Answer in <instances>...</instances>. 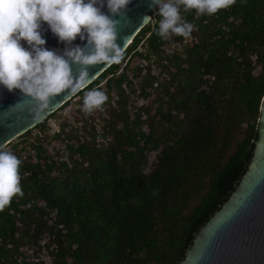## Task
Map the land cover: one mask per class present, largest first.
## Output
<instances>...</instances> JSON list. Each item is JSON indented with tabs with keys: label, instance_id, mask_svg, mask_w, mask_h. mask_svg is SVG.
Here are the masks:
<instances>
[{
	"label": "trees",
	"instance_id": "obj_1",
	"mask_svg": "<svg viewBox=\"0 0 264 264\" xmlns=\"http://www.w3.org/2000/svg\"><path fill=\"white\" fill-rule=\"evenodd\" d=\"M156 11L118 63L6 144L24 196L0 211V264H175L234 182L264 95V0L182 9L189 39L158 37ZM92 88L108 99L85 114Z\"/></svg>",
	"mask_w": 264,
	"mask_h": 264
},
{
	"label": "clouds",
	"instance_id": "obj_2",
	"mask_svg": "<svg viewBox=\"0 0 264 264\" xmlns=\"http://www.w3.org/2000/svg\"><path fill=\"white\" fill-rule=\"evenodd\" d=\"M131 0H0V85L19 89L35 101L33 112L42 114L51 99L65 89L73 95L90 83L88 68L98 63H118L122 49L115 17H125ZM236 0H152L158 6L156 35L167 40L170 35L189 39L195 25L182 15L195 10L197 16H212ZM105 4L109 13L102 9ZM151 16L142 18L151 22ZM47 23L66 47L62 53L46 47L41 28ZM80 37L84 46L73 45ZM26 41L28 47L22 44ZM132 41V40H131ZM79 65L78 74L73 65ZM108 97L98 88L83 96L82 111L91 114L102 109ZM6 145H0V211L13 197H23L20 165Z\"/></svg>",
	"mask_w": 264,
	"mask_h": 264
},
{
	"label": "water",
	"instance_id": "obj_3",
	"mask_svg": "<svg viewBox=\"0 0 264 264\" xmlns=\"http://www.w3.org/2000/svg\"><path fill=\"white\" fill-rule=\"evenodd\" d=\"M156 5L152 0H131L125 17H115L118 25L117 43L122 52L147 23L145 16ZM109 10L105 4L102 9ZM46 47L62 53L65 43L42 24ZM28 47L26 41H22ZM78 36L72 46H84ZM112 63H98L88 68L90 82ZM79 65H73L78 74ZM74 95L70 89L56 94L48 109L37 115L35 101L22 95L19 89L7 90L0 85V145H6L45 119ZM175 264H264V95L253 141L234 179V182L198 227L181 257Z\"/></svg>",
	"mask_w": 264,
	"mask_h": 264
},
{
	"label": "rangeland",
	"instance_id": "obj_4",
	"mask_svg": "<svg viewBox=\"0 0 264 264\" xmlns=\"http://www.w3.org/2000/svg\"><path fill=\"white\" fill-rule=\"evenodd\" d=\"M156 10H158V6H155V8L150 12L151 13H154ZM67 112V109L65 111L62 112V114H65ZM53 125V128L56 129L58 128V126L56 124H51ZM53 150H62L64 148V143H61L60 141L58 140H55V146L52 147ZM38 245V244H37ZM41 245V248H38L36 250L37 254H39V256L44 259L45 261L49 259L48 257V252H47V248L45 246L42 245V243L40 244Z\"/></svg>",
	"mask_w": 264,
	"mask_h": 264
},
{
	"label": "built area",
	"instance_id": "obj_5",
	"mask_svg": "<svg viewBox=\"0 0 264 264\" xmlns=\"http://www.w3.org/2000/svg\"><path fill=\"white\" fill-rule=\"evenodd\" d=\"M156 12H157V11H155V12L153 13V15H154ZM151 17H152V14H151ZM53 124H55V123L53 122ZM51 127H52V132H54L55 130H58V128L54 129V128H53V125H51Z\"/></svg>",
	"mask_w": 264,
	"mask_h": 264
}]
</instances>
